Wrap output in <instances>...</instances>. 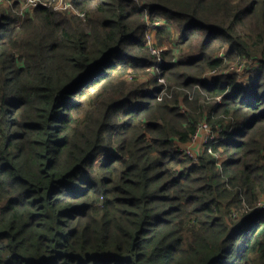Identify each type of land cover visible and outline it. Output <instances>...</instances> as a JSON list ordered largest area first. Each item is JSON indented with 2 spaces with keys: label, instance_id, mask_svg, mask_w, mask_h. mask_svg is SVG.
<instances>
[{
  "label": "trees",
  "instance_id": "16d2710c",
  "mask_svg": "<svg viewBox=\"0 0 264 264\" xmlns=\"http://www.w3.org/2000/svg\"><path fill=\"white\" fill-rule=\"evenodd\" d=\"M25 1L0 0V264H264V0L143 1L172 37L144 83L132 0Z\"/></svg>",
  "mask_w": 264,
  "mask_h": 264
},
{
  "label": "built area",
  "instance_id": "2783aa9c",
  "mask_svg": "<svg viewBox=\"0 0 264 264\" xmlns=\"http://www.w3.org/2000/svg\"><path fill=\"white\" fill-rule=\"evenodd\" d=\"M135 4H137L144 12V20L146 22V28H147V34H146V44L147 47L149 49L150 52H152V54L156 55L157 61H159V63L161 64L162 61V50L160 51L159 49H156L152 44V34L155 32V29L158 25L161 24V19H155L153 22L149 21V14H148V10L145 7V5L140 1V0H132ZM40 0H26L25 2L22 3L21 5V11L23 12L28 11L30 9L36 8L38 5H43L45 7H49L52 8L54 11L57 12H67V13H75L77 14L76 16L78 17H84V13L78 11L74 5L72 4V2L70 0H54V4L52 5L49 2H44L42 4H40ZM59 4V5H58ZM58 7H60V9H58ZM71 13V14H72ZM157 16V15H155ZM159 17V16H158ZM82 19V18H81ZM84 19V18H83ZM163 20V19H162ZM164 22V20H163ZM223 54H219V57H222ZM254 64V68H250L251 64ZM157 62L154 66H152L150 69H152L153 71H159V65ZM258 68H260V63L259 60H255V59H251L248 61H242L241 63H237V64H233L230 66L229 69H225L222 70V73L220 75H225V74H236L237 79L239 82L244 81L246 79H248L251 75L252 72H254L255 70H257ZM152 71V73H154ZM215 72H211V74L216 73ZM243 77H245L244 80H241ZM160 79V84H164V80L162 77H158ZM205 79L208 83H211L214 79H208L207 75L205 76ZM161 96H159L160 99ZM218 100V99H217ZM183 111V110H181ZM205 124V125H203ZM222 128L221 127H215V129H213L207 122L203 121L202 123H199L196 129V132L191 140V142H194L193 145L188 146L187 144H183L181 146V150L184 152V154L188 155L191 159H196V157L198 156V154L200 153L201 149L205 148V146H208L210 144H217L218 141H220L221 136H222ZM202 131H204V134L202 135ZM189 142V143H191ZM197 146L199 147V150L196 151L195 148ZM208 152L212 153L216 158H219L217 153H213L212 150H208ZM259 209H264V197L261 199V201L258 204Z\"/></svg>",
  "mask_w": 264,
  "mask_h": 264
},
{
  "label": "rangeland",
  "instance_id": "374dc122",
  "mask_svg": "<svg viewBox=\"0 0 264 264\" xmlns=\"http://www.w3.org/2000/svg\"><path fill=\"white\" fill-rule=\"evenodd\" d=\"M142 3H143V1L144 2H146V0H140ZM46 2H49V3H51L52 5L54 4V0H49V1H46ZM59 5V4H58ZM58 9H60V7H58ZM29 11V10H28ZM57 11H59V10H57ZM25 12H27V11H23V13H25ZM63 12V11H62ZM72 13V12H71ZM72 14H74V15H77V14H75V13H72ZM79 16V15H78ZM82 18V20H84L83 18L84 17H81ZM155 19H161V24L163 23V20H162V18H160V17H158V16H155V15H153V16H151V15H149V21H151V22H153ZM160 24V25H161ZM160 25H158V26H160ZM157 26V27H158ZM171 30H172V28H171ZM146 34H147V28H146V33H145V38H147L146 37ZM155 34H156V29H155V32L152 34V42H151V44L156 48V49H159L160 51L161 50H165L166 49V47H169L170 45H171V39H172V37H170V38H168V40H167V43L165 44V45H161V46H158L157 44H156V38H155ZM146 46H147V44H146ZM151 54H152V52H150ZM220 54H221V52H220ZM154 57H155V62H157L158 64H160L159 63V61H157V58H156V55H154V54H152ZM162 61H163V59H162ZM151 67V66H150ZM150 67L148 68V69H145L144 70V74L142 75V81H141V83H144L145 81H147L148 79H151L152 78V76H151V74H152V69H150ZM250 68H254V64L252 63L251 65H250ZM159 69V68H158ZM154 73L156 74H159L160 72L159 71H154ZM222 73V70H218L216 73H214V74H211V73H208L207 74V78L208 79H215L216 77H218V76H220V74ZM159 76H161V75H158V77ZM157 77V82L158 83H161L160 82V79ZM245 79V77H243L241 80H244ZM150 88H151V86H149V88H147V90H145V87H144V91H149L150 90ZM164 92V89L162 90V92H160V94L159 95H161V93H163ZM87 104H88V101L86 102ZM203 121H201L200 123H202ZM203 125H205V124H203ZM204 134V131H202V135ZM194 144V142H191V143H188L187 145L188 146H191V145H193ZM199 147L200 146H197L196 148H195V150L196 151H198L199 150Z\"/></svg>",
  "mask_w": 264,
  "mask_h": 264
},
{
  "label": "clouds",
  "instance_id": "9594fccd",
  "mask_svg": "<svg viewBox=\"0 0 264 264\" xmlns=\"http://www.w3.org/2000/svg\"><path fill=\"white\" fill-rule=\"evenodd\" d=\"M258 69H259V68H258ZM255 71H256V70H255ZM252 74H253V72H252L251 75H250L249 81L251 80V76H252ZM249 81H248V82H249ZM248 82H247V83H248ZM238 83H240V82L238 81Z\"/></svg>",
  "mask_w": 264,
  "mask_h": 264
},
{
  "label": "crops",
  "instance_id": "0c3cea01",
  "mask_svg": "<svg viewBox=\"0 0 264 264\" xmlns=\"http://www.w3.org/2000/svg\"><path fill=\"white\" fill-rule=\"evenodd\" d=\"M249 78H250V77H249ZM249 78L246 79V80H244V82H243V81H241V82H243V83H247V82L249 81Z\"/></svg>",
  "mask_w": 264,
  "mask_h": 264
}]
</instances>
